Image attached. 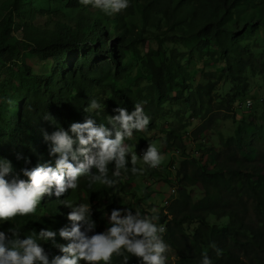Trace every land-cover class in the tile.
<instances>
[{
    "label": "rangeland",
    "instance_id": "rangeland-1",
    "mask_svg": "<svg viewBox=\"0 0 264 264\" xmlns=\"http://www.w3.org/2000/svg\"><path fill=\"white\" fill-rule=\"evenodd\" d=\"M147 3L146 0H130L126 10L109 15L91 4L79 2V7L73 8L69 0H0V48L16 50L18 54L15 57L11 53L0 72V159L9 160L16 171L23 167L31 169L48 161H52L54 166L55 157L49 156V145L44 141L43 133L69 128L71 123L65 122L63 112L74 105L77 89L72 86V77L56 74L52 59L41 53L37 44H47L55 39L57 29L65 28L76 34L79 27L84 30L81 26L87 21L98 20L92 31L99 34L100 48L103 51L115 49V54L122 55V58L116 63L113 56L108 55L93 64L108 61L110 66L96 75L98 81L90 84V97L84 103L77 102L76 109H79L83 122L91 117L98 125L111 128L108 120L118 114L114 111L117 107L127 109L130 103L129 112L137 104L143 107L150 117L148 130H134L132 137L124 141L130 153L137 155L136 167L143 169V174L128 177L132 173L129 156L127 170H121L118 178V183H121L118 189L122 186L123 190L119 195L118 209H131L133 214L138 211L141 215H157L155 223L159 225L160 214L168 210L164 201L174 187L177 195L182 187L181 162L187 158L194 159L202 169L211 170L215 167L216 154L226 148L231 137H239L242 144L264 151V21L258 22L257 15L262 11L264 16V0L241 3L227 15L225 20L231 19L226 22L230 29L234 22L239 29L244 28L237 36V55L240 57L234 56L231 61L218 53L214 43L202 47L200 37L185 24L192 18L188 10L179 9L175 18L151 11L145 19ZM124 34L128 43L122 47L120 37ZM160 45L165 55H175L188 73L186 78L176 79L179 84L170 94L172 99L163 103L153 98L146 66L147 55L157 51ZM96 48L93 44L89 50L96 51ZM77 49L78 55L82 56L84 46ZM73 59L69 57L71 66L74 65ZM240 59L245 66H240ZM38 76L46 78L41 81ZM51 92L65 102L63 107L53 112L46 111L44 107ZM178 92L181 93L180 98L176 97ZM93 99L101 105L100 109L89 108ZM247 99L251 103L248 104ZM52 102H56L55 98ZM25 103L31 107L24 109ZM207 120L209 126L200 131V126ZM26 132L28 135L33 132V136L27 137ZM180 142L185 149H180ZM149 145H155L164 157L159 168L152 169L143 163L142 156ZM18 155L31 162L25 164L23 158H17ZM85 180L89 185V177ZM189 180L193 185L187 190L198 202L204 191L191 169ZM80 184L83 185L75 190L69 189L59 200L55 196H46L41 201L36 214L49 221L47 229L56 231L70 226L67 220L70 209L64 206L65 203L88 202L85 181ZM101 186L97 182L91 189L96 192ZM55 203L64 209V213L58 216L59 220L49 216V209ZM98 204L94 201L96 212L104 213L105 203ZM108 215L106 213L101 223L100 232L110 227ZM206 220L217 227L229 222L228 218L213 216ZM195 226L187 225L190 234ZM165 255L166 264H175V251L169 247Z\"/></svg>",
    "mask_w": 264,
    "mask_h": 264
},
{
    "label": "trees",
    "instance_id": "trees-1",
    "mask_svg": "<svg viewBox=\"0 0 264 264\" xmlns=\"http://www.w3.org/2000/svg\"><path fill=\"white\" fill-rule=\"evenodd\" d=\"M70 6L79 7V0H69ZM148 3L144 7V17L147 19L151 11L164 13L166 16L175 18V13L179 9H185L192 14L189 22H185L189 30L194 31L200 37L202 47H207L214 43L218 48V53L234 60V56L239 59L237 52L239 34L243 29L234 22L230 29L225 20L227 15L241 3L249 0H146ZM262 12V11H261ZM259 12L258 22L264 21V16ZM98 20L87 21L76 34L70 30L60 28L56 30L55 39L49 43H38L37 49L43 54H47L53 61L56 74L61 77H72V86L77 92L73 97L74 105L69 107L64 113L65 122L83 123L80 118V111L76 109L77 102L84 103L90 97V84L98 81L96 75L103 72L105 67H109L108 61H100L93 65L100 58L108 55L113 56L116 63L121 61L122 55L117 56L115 49L109 48L103 51L99 34L92 30L96 27ZM99 29V28H97ZM100 32V31H98ZM121 46L128 43L126 34L120 37ZM93 44L97 47L96 51H90ZM84 46L85 52L82 56L78 55L77 47ZM122 52V50H121ZM14 54L18 57L16 50L0 48V72L2 64L8 61V57ZM13 56V55H12ZM11 56V57H12ZM69 57L74 58V65H69ZM120 58V59H119ZM146 66L151 79L153 98L159 102L171 100V92L176 83V79L187 77L188 73L174 55L166 56L162 45L157 51L147 55ZM240 66H245L240 59ZM39 80H45V76H38ZM201 94V93H200ZM176 97H181L177 93ZM55 98L56 102H52ZM176 99V98H175ZM64 101L54 93H50L47 98L45 110L53 112L64 105ZM127 109L131 107L128 103ZM31 105L25 103L24 109H29ZM205 116V115H204ZM203 116V117H204ZM264 118V104H263ZM210 120V119H209ZM209 120L200 126V131L207 128ZM27 137L30 136L26 132ZM172 136V134H170ZM22 141V140H21ZM180 149H185L180 142ZM256 153V154H254ZM83 159V157H81ZM180 174L182 175V187L179 188L178 196L168 208L167 213L160 214V223L166 228L163 239L169 247L176 252L175 264H201L203 256L206 254L212 264H263L264 263V151H259L242 144L239 137H231L227 140L226 148L221 149L216 154L215 167L211 170H204L197 160L187 158L181 162ZM108 176H112L115 170L114 164L108 165ZM198 177L201 182L204 196L195 202L187 190L192 186L189 180V170ZM93 172L96 170L93 169ZM127 173V171H126ZM138 174V173H137ZM135 175L129 173L130 178ZM88 177H80L79 185L85 181L84 189L89 193L88 202L93 206L94 201L100 205L105 203V212H96L97 205L92 207V219L96 222V232H100L101 223L104 222L106 213L111 214V210L118 209L119 195L123 192L122 186L118 183L114 188L106 185L94 190L88 186ZM88 190V191H87ZM46 197V196H45ZM44 197V198H45ZM62 205L56 203L49 209V216L59 220V215L64 213ZM228 218L229 222L221 227L211 225L207 222V217ZM170 217V218H169ZM49 221L40 215L16 217L12 221H2L0 230L15 228L20 231V238L34 235L42 228H48ZM195 224V228L190 234L187 225ZM42 244L50 258L59 254L58 249L47 241H38ZM57 242L67 244L61 238ZM215 246V247H213ZM220 249L222 254L217 256L216 250ZM129 257L128 264H140L138 258ZM123 257L113 256L111 264H122ZM85 264L84 261L80 262ZM103 264V262H101Z\"/></svg>",
    "mask_w": 264,
    "mask_h": 264
},
{
    "label": "clouds",
    "instance_id": "clouds-1",
    "mask_svg": "<svg viewBox=\"0 0 264 264\" xmlns=\"http://www.w3.org/2000/svg\"><path fill=\"white\" fill-rule=\"evenodd\" d=\"M83 5H93L106 14L119 13L130 6V0H79ZM250 103V102H249ZM89 108L97 110L101 105L97 100L90 102ZM117 115L111 116L108 124H97L88 117L83 123L73 122L69 128H56L51 134L46 131L43 139L49 145V156L52 161L27 167L16 171L7 159H0V221H12L16 217L35 215L45 196H55L60 199L69 189L79 187L80 177H89V187L94 183L114 188L121 176V170H127L131 157V172L143 174V169L136 167L137 155L130 153L124 143L130 139L133 131L148 130L150 117L137 104L129 112L126 108L114 109ZM47 118V117H46ZM114 136V138H113ZM83 157V159H81ZM18 159L23 158L20 155ZM25 164L31 161L23 158ZM143 163L152 169L159 168L164 160L155 145H149L144 151ZM114 164L112 173L108 176V165ZM96 171L93 172L92 170ZM27 177L23 179L21 177ZM7 177V178H6ZM165 202L167 208L177 198L174 187ZM70 211L67 220L70 226H64L54 231L42 228L37 234L21 239L20 231L15 228L0 230V264H111L113 256L123 257L122 264H128L129 257L125 252L139 259L140 264H166L165 253L169 245L164 242L163 234L166 228L158 225L157 215L133 214L131 209H112L103 232H96L97 224L92 219V207L87 203H65ZM57 235L69 243L57 242ZM51 242L59 254L49 256L38 241ZM215 247V246H213ZM217 256L222 254L215 249ZM201 264H212L205 254Z\"/></svg>",
    "mask_w": 264,
    "mask_h": 264
},
{
    "label": "built area",
    "instance_id": "built-area-1",
    "mask_svg": "<svg viewBox=\"0 0 264 264\" xmlns=\"http://www.w3.org/2000/svg\"><path fill=\"white\" fill-rule=\"evenodd\" d=\"M246 102L249 104V102L251 103V100L247 99ZM173 193H175V190H173ZM166 205H168V202H166Z\"/></svg>",
    "mask_w": 264,
    "mask_h": 264
}]
</instances>
